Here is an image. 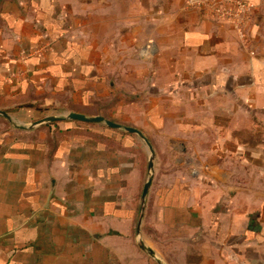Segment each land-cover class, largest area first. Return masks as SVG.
Listing matches in <instances>:
<instances>
[{"label":"crops","instance_id":"0c3cea01","mask_svg":"<svg viewBox=\"0 0 264 264\" xmlns=\"http://www.w3.org/2000/svg\"><path fill=\"white\" fill-rule=\"evenodd\" d=\"M250 1L244 36L188 0L1 1L0 109L24 125L101 114L141 129L156 160L139 234V136L0 117V264H158L140 238L166 264H264V0Z\"/></svg>","mask_w":264,"mask_h":264},{"label":"water","instance_id":"95a60500","mask_svg":"<svg viewBox=\"0 0 264 264\" xmlns=\"http://www.w3.org/2000/svg\"><path fill=\"white\" fill-rule=\"evenodd\" d=\"M1 1L2 0H0V3ZM0 117L6 118L11 123L21 128H34V127L44 125V124H49L55 121L70 120V121H79V122H86V123H103L111 128L125 130L128 133H133L139 136L145 142L148 152H149L148 177L143 187V191L141 195V202H140V212H139V217H138V232L139 234L141 233L143 217H144V212H145L146 198H147V195H148V192H149L152 180H153V172H154L155 160H156V150L153 144L151 143L150 139L148 138V136L141 129L111 120L101 114L87 115L85 113L75 112V111H66L59 115H56V114L46 115L37 120H34L29 125L16 124L12 116L10 115V113L4 109H0ZM140 246L151 257H153L158 264H166L157 255L156 251L153 248L145 244L142 238H140Z\"/></svg>","mask_w":264,"mask_h":264},{"label":"built area","instance_id":"2783aa9c","mask_svg":"<svg viewBox=\"0 0 264 264\" xmlns=\"http://www.w3.org/2000/svg\"><path fill=\"white\" fill-rule=\"evenodd\" d=\"M188 5L206 10L216 19L233 23L242 36L243 24L255 7L250 0H188Z\"/></svg>","mask_w":264,"mask_h":264},{"label":"trees","instance_id":"16d2710c","mask_svg":"<svg viewBox=\"0 0 264 264\" xmlns=\"http://www.w3.org/2000/svg\"><path fill=\"white\" fill-rule=\"evenodd\" d=\"M20 107H33L35 109H39V110H44L43 108L40 107V105L38 103H25V104H21V105H18L15 107V109H18ZM7 111H14V108H11V109H8ZM61 121H55V122H52V123H49L48 126L52 127L54 126V130H58V131H67V130H70L71 128H67V129H62L60 127V123ZM78 124H103V123H86V122H77ZM129 134H133V133H129ZM136 135V134H135Z\"/></svg>","mask_w":264,"mask_h":264},{"label":"rangeland","instance_id":"374dc122","mask_svg":"<svg viewBox=\"0 0 264 264\" xmlns=\"http://www.w3.org/2000/svg\"><path fill=\"white\" fill-rule=\"evenodd\" d=\"M148 45V44H147ZM147 45H144L145 47L147 46ZM148 50V49H147ZM63 112H61V111H58V112H50L49 114H46V115H50V114H56V115H59V114H62ZM122 119V118H121ZM127 119H130L131 120V118H127ZM4 121L3 122H5L6 124H9V122L6 120V119H3ZM1 121V120H0Z\"/></svg>","mask_w":264,"mask_h":264}]
</instances>
